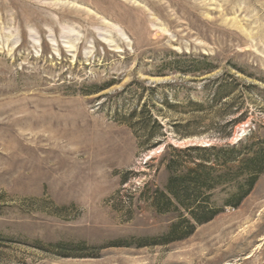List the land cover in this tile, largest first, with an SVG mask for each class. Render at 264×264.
<instances>
[{"label": "rangeland", "instance_id": "1", "mask_svg": "<svg viewBox=\"0 0 264 264\" xmlns=\"http://www.w3.org/2000/svg\"><path fill=\"white\" fill-rule=\"evenodd\" d=\"M260 149L264 0H0V264H264V170L227 204Z\"/></svg>", "mask_w": 264, "mask_h": 264}, {"label": "trees", "instance_id": "2", "mask_svg": "<svg viewBox=\"0 0 264 264\" xmlns=\"http://www.w3.org/2000/svg\"><path fill=\"white\" fill-rule=\"evenodd\" d=\"M194 150L201 153L203 163H199L195 169H188L187 171L180 170L181 166H178V162L173 160L168 164V170L172 174L170 184L167 187L168 193L161 194L164 206H170L178 203L181 206L186 207L189 203L199 201L203 199V192L210 190L215 186L218 181V177H213L212 170L204 167L205 160H213L216 163L223 161L224 165L230 162L229 159L237 157L240 153L242 156V143L239 145H227L222 149H218L214 146L209 147H197ZM237 169L230 168L228 178L230 181H234V177L248 174L247 184L239 185L236 193L230 197L227 204L232 207H236L242 200V198L253 187L257 176L264 170V149H260L252 155L251 158L244 159L242 157L237 159ZM227 173V174H228ZM207 202V197L203 199ZM163 206V207H164ZM216 211L207 210L201 208V210H195L192 212V219L197 223H203L209 221L214 217Z\"/></svg>", "mask_w": 264, "mask_h": 264}]
</instances>
